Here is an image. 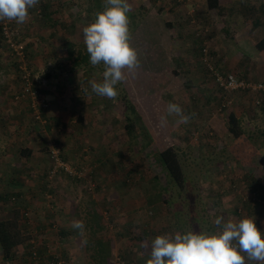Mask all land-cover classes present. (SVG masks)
Listing matches in <instances>:
<instances>
[{"label":"rangeland","instance_id":"obj_1","mask_svg":"<svg viewBox=\"0 0 264 264\" xmlns=\"http://www.w3.org/2000/svg\"><path fill=\"white\" fill-rule=\"evenodd\" d=\"M128 2L131 5V11L128 14L130 43L139 54L141 67L135 74L126 73L125 81L120 84L123 85V90L128 92L131 102L136 104L147 129L145 132L151 135L155 145H150L141 151L145 143L141 136V126H138L137 140H129L127 135H124L126 125L124 116L126 108L122 101L124 93L120 97L121 101L117 99L106 101L104 98L101 100L99 96L98 104L104 105L103 108L98 107V110L94 109L90 112L96 115L92 124L96 123L94 126L97 134L102 135L104 131L102 139L101 136L99 137L101 139L99 142L109 133L111 134V129L108 134L106 130L107 127L112 126L116 130L112 135L114 139L111 142L108 140L104 153L111 152L113 148L123 152L125 158L122 162L127 165L124 167L119 162L117 170L108 174L110 178H106V181L103 179V183L99 184V181L92 178L91 166L82 165V159L89 160L86 156H92V151L83 155L77 165L67 162L73 171L78 173L77 179L83 178L82 180L87 181L86 186L80 180L73 179L71 175L65 173L62 184L70 185L61 187L63 191L58 192L57 203L47 202L45 204L47 209L41 207L40 201L35 202L32 196L31 202L22 204L0 203V213L2 209H5L4 212L12 219L16 216L22 218L23 215L22 223L28 221L26 226L35 227L28 230L25 238L28 240V245L34 248L33 251L37 248L45 251L43 261L35 260L33 264L36 262L38 264H88V258L82 255L83 240H86L88 235L85 238H79L78 233H72L70 228L74 220L85 224L88 213L94 209L98 214H102V223L105 227V232L97 237L114 243L113 264H146L147 259L150 258L151 241L157 235L175 231L214 233L219 231L214 223L217 217L224 216L226 219L237 220L236 217L239 216L235 214V209L239 215L248 216L250 215L248 210L258 205H251V208L244 207L242 203L252 202L253 192L258 189L254 185L249 188L241 183L243 181L254 183L248 176L252 174L255 180L261 185L264 184V155L258 150L259 148L252 146L248 141L251 133L247 129L240 139L233 137L228 131L226 120L230 110L238 108V105L245 108L249 100L259 99L263 95H252L246 91L225 93L219 88L211 71L212 68L214 71L218 70L225 74H236L240 78L241 73L244 75L245 66L231 62L232 60L236 62L232 54L235 55L241 49L239 42H236L238 38L235 33L245 32V21L241 22L242 20L238 17L229 16L235 10L230 0L219 1L221 12L219 9V11H213L209 7V10L206 9L208 17L211 16L214 20L213 24L199 16L200 9L193 0H128ZM58 4V8L62 9L61 12L68 18L67 24L70 25L66 34L69 37H75V35L78 38L83 37V28L93 21L96 9L99 7L97 0H60ZM100 6L103 11L104 0L101 1ZM169 8H172V13L178 9L185 11L179 14L178 21L175 22L171 18ZM227 9L232 11L227 12ZM43 14L42 7L38 5L32 17L22 25L25 27L21 35L22 42L25 43L27 35V37L32 35L29 34L30 29L28 30L29 26L26 24H34L37 18L43 17ZM173 22L175 23L171 24ZM176 23L181 26H176ZM261 28L263 29L262 26ZM187 35L194 40L186 39L184 36ZM32 41L40 44L36 34L33 35ZM60 41L57 40L56 43ZM247 41L251 44L247 45V50L251 53L255 39L248 37ZM3 44L4 42L0 41V65H5L4 68L7 69L0 67V80L11 81L5 76L12 75L17 86L19 74L17 68H15L16 73L13 72L11 64L14 65V60ZM72 48L76 52L83 49L77 43L72 45ZM80 54L85 56L84 53ZM29 55L33 62L31 51ZM258 58L259 60H256L262 62L261 52L258 53ZM73 62H77L78 66L73 65ZM65 68L68 75L75 72L76 75L69 76L68 79L76 80L77 91L81 90L80 92L84 95L87 89H91L90 80L102 81L104 66L101 64L93 67L89 63V58L73 59L72 64H68ZM90 68L93 70L87 74L86 71ZM236 68L242 69L241 72ZM33 69H35L34 66ZM78 77L81 80H78ZM91 93L90 90V96H97ZM15 96L13 95L12 101ZM236 99L241 101L235 103ZM222 100L235 105L226 111L227 109L222 106ZM169 101L179 104L185 114L195 113V115L188 123L177 124V117L167 115ZM14 103L21 106L25 118L22 126L27 129L34 120L30 112H27L29 105L27 102L14 101ZM95 110L98 111V115ZM107 115L111 117H106ZM107 118L109 119L106 122ZM162 118H166V123H162ZM103 126L106 128L103 129ZM41 137L35 136L37 142H43ZM49 147L52 148V152L50 155L45 152V155L51 170L55 165L53 151H57V148L59 150V144L51 143ZM168 147L176 149L186 174V190L179 191V194L170 184H167L161 165L155 163L159 151ZM118 156L112 153L104 163L114 166L113 161L117 162ZM81 167L86 169V173H82ZM92 167L95 169L94 165ZM137 168L140 169L137 170ZM49 173L45 184L53 186L58 182L56 178L60 174H54V169ZM155 176H158L161 181L157 180V183H154ZM74 180L78 181L76 185ZM235 184L238 189L234 193L232 188ZM164 185L171 189L170 192L162 188ZM37 189L40 194L42 187ZM37 189L34 191L30 189L31 194H37ZM261 192L259 191L260 197ZM150 199L151 204H149ZM17 205H21L19 209L16 208ZM57 216L61 219L60 221L57 220ZM62 230L65 235H61ZM42 233L45 235L42 236ZM52 256L56 260H51Z\"/></svg>","mask_w":264,"mask_h":264},{"label":"crops","instance_id":"obj_2","mask_svg":"<svg viewBox=\"0 0 264 264\" xmlns=\"http://www.w3.org/2000/svg\"><path fill=\"white\" fill-rule=\"evenodd\" d=\"M59 1L60 0H40L39 7H42L44 12L43 17H36L38 21L36 20L34 24H26L29 26L28 30L30 29L29 34H32L29 37H27V35V38L25 37V44L28 50L31 51V56L33 58L32 64L36 71L43 72L47 76L46 85L43 87V89H45L43 92L50 103V110L46 115L47 123L39 124L32 119V124L25 129V126H22L25 121L22 108L14 103L15 100L12 101L13 95L20 91L19 82L16 81L18 82L16 86L12 75L5 76L11 81L5 79L3 82L2 79L0 80V203L18 204L19 202L22 204L31 202V196L34 197L35 202L40 201L39 203H44V206H46L45 204L47 202L54 201L57 203L58 192H62L63 190L61 187L65 186L62 184L65 180V174H60L56 178L58 182H56L55 185L49 186L45 184L47 182V174L50 171V165H48L45 152L46 147H49L51 143L59 144V146L63 148L68 162L74 165H77L82 159L83 150L91 147L93 155L86 156L89 160L85 161L82 159V165L91 166L93 169L91 174L92 178L99 181V184H102L104 180L106 181V178H110L108 174L117 170L116 167L121 160L119 158L117 162L113 161L114 166H109V163H107V165L104 163L105 159H107L110 154L113 153L117 156L119 150L113 148L111 152L104 153L106 150L104 149L105 145L108 143V140L111 142L114 139L112 135L116 130L112 126L107 127L106 134H108L110 129L112 131L111 134L109 133L99 142L102 139V135H104V131L102 135L97 134L94 126L96 123L92 124L95 121L94 117H96V115H92L90 112L97 107L99 96H90L88 89L84 95L80 92L81 90L77 91L75 87L76 80L73 81L68 79L69 76H75L76 74H74V72L68 75L66 71L67 68L65 67H68L70 63L72 64L73 59L89 58V56L86 51L83 37L78 38L77 35H75V37H69L66 34V30H68L70 25L66 22L68 19L67 16L61 12L62 9L60 10V8H58ZM193 2L200 9L199 16L213 24L214 20L211 16L208 17L207 14L210 0H193ZM230 3L234 4L233 8L235 10L229 16L238 17L242 20L241 22L245 21L244 23L246 25L245 32L235 33L237 34L236 38H238L236 42H239L240 46H238L241 47V49H239L235 55L232 54L236 62L232 60L231 63L245 66L243 68L244 75L241 73L242 79L253 80L255 82L264 81V0H230ZM221 6L223 5L221 4ZM206 9L208 10L206 11ZM34 11L35 8L30 10V17H32ZM184 11V9H178L175 13H172V8H169L171 18H173L175 22L178 21L179 14ZM176 26L180 27L181 25L176 23ZM34 34H36L37 39L40 40V44L32 41ZM184 37L188 40H194L190 35ZM248 37H254L255 39L254 43L252 41L254 47L251 48V53L247 50V45L250 44L247 41ZM258 38H260V40H258ZM57 40L61 41L56 43ZM0 41L3 43L2 38H0ZM75 43L80 45L83 49H79L78 52L73 50L72 45ZM70 51L74 54V56L72 55L73 57L70 56ZM255 51L262 53V62L257 61L259 58L258 53ZM80 53H84L85 56H81ZM8 63L10 64L9 61ZM232 64L231 67L234 69ZM11 65L13 72L16 73V66L13 64ZM73 65L78 66L77 62H73ZM0 67L1 69H7L4 68L5 65H0ZM236 69L240 72L242 70L239 68ZM229 70L228 72H230ZM77 76L80 75L77 74ZM77 79L79 80L80 77ZM103 98L104 97H101V100ZM240 101L241 100L236 99L235 103ZM248 102L247 106L244 105L245 108L242 105H238V108H235V112L238 118L244 120V129H247L251 133V136H248L250 144L259 148L258 150L264 155V95L259 99L249 100ZM95 112L98 115V111L95 110ZM106 117L110 118L111 115H107ZM109 118L105 121L107 122ZM80 119H82V121H80ZM105 128L106 127L103 126V129ZM253 133L255 135H252ZM124 135L126 136V132ZM35 136H42L43 142H37ZM100 136L101 139L99 138ZM40 144L42 145L41 147ZM82 145L83 148H81ZM28 150L32 152V155H29ZM93 165L95 169L92 167ZM241 184H246L248 187L253 185L256 186L258 191H262L260 198L264 200V187L262 188L259 182L256 184L255 182L246 183L243 181ZM69 185L70 184H67V186ZM40 187H42V190L39 194L37 188ZM30 189L32 191L37 189V194H31ZM93 198L96 199L97 197ZM239 202H237V205H239ZM244 204L247 208H251V205H253L250 203ZM17 206L16 208L19 209L21 205ZM44 206L41 207L43 208ZM4 211L5 209H2L0 213V220L10 219L11 216H7V213ZM248 212H250V217L255 218V223L258 229L261 230V226L264 225V211L262 208L255 205L253 208L249 209ZM236 218L239 220L244 217L239 216ZM57 220L60 221L61 219L57 216ZM70 229H72L70 231L75 234L80 232V229H75L73 227ZM7 264H23V262L11 261Z\"/></svg>","mask_w":264,"mask_h":264},{"label":"clouds","instance_id":"obj_3","mask_svg":"<svg viewBox=\"0 0 264 264\" xmlns=\"http://www.w3.org/2000/svg\"><path fill=\"white\" fill-rule=\"evenodd\" d=\"M39 4L40 0H0V21L23 25L30 19V10ZM130 11L128 0H104L103 11L95 13L93 21L82 30L89 63L104 66L102 81H89L91 92L109 100L118 97L116 86L125 81L126 73L135 74L141 67L139 54L130 43ZM166 111L168 116L178 118L177 124H186L195 115L185 114L179 104L171 101ZM254 193L258 200L244 203L258 204L264 211V200L259 191ZM214 223L219 229L214 233L175 231L157 235L151 241L146 264H264V225L261 232L250 215L239 220L219 216ZM72 227L82 231L84 225L74 220Z\"/></svg>","mask_w":264,"mask_h":264},{"label":"trees","instance_id":"obj_4","mask_svg":"<svg viewBox=\"0 0 264 264\" xmlns=\"http://www.w3.org/2000/svg\"><path fill=\"white\" fill-rule=\"evenodd\" d=\"M101 1L102 0H97V5H99V7L96 9V13L102 11V6H100ZM219 1L220 0H210L209 8L213 11H217L220 7L218 5ZM219 10L221 12V8ZM228 11H232V9L231 10L227 9V12ZM232 13L233 12H231V14ZM0 38H1V35H0ZM70 54H71L70 55L71 57H72V55H74L71 51H70ZM82 59L85 60L87 58L84 57ZM92 70H93V68H90L88 71H86L87 74L90 73ZM46 77L47 76H45V78ZM116 87H117V90L119 93L118 97L116 98L118 101L122 100L120 97H121L122 93H124L123 100H122L124 105H125V108H126V110L124 112V116H125V120H126V125H125L124 129H125L126 135L129 138V140H137L138 139V137H139L138 136V133H139L138 132L139 131L138 126H141V131L143 132V133L141 132V136L143 137V140H145V143H144L141 151L143 149L148 148L150 145L151 146L155 145V142H154L153 138L151 137V135L147 131L145 132L146 127L144 126L143 118L140 115V113L138 112L136 104L132 103L131 100L129 99L128 92L123 90V85H121V84H118ZM83 89H85V88H83ZM43 90H45V89L40 88L39 92L44 94ZM88 90L90 93L91 89H88ZM91 94H94V93H91ZM105 99H106V101L109 100L107 98H105ZM222 101H223V103H226V107H224L227 109L226 111H228V109H232V107L235 105V104L234 105H232V104L228 105L227 102H225L224 100H222ZM103 106L104 105L100 106L98 104L97 107H95V109L98 110V107L103 108ZM230 106H231V108H229ZM49 110L47 112L44 111L41 114L42 115L41 120H36L34 115H33V113H34L33 110L31 109L30 106L28 107V112H30V114L34 118L35 122H37L39 124H46L47 123L46 115L49 112ZM226 111H224V113ZM80 121H82V119H80ZM244 123L245 122L243 119L238 118V115L235 112V109L230 110L228 112L227 120H226L228 131L236 139H240L241 136L244 135V130H245L244 129ZM84 146H86V145H84ZM87 147H89V146H87ZM47 148H48V151H47ZM81 148H83V145L81 146ZM57 150H58V148H57ZM58 151H59L60 159L63 162L67 163L68 159L65 157V154L63 152V148H61V146H59ZM28 152H29V155H32V152L30 150H28ZM51 152H52V148L46 147L47 155H50ZM60 152L62 154H60ZM90 152H92L91 147H89V149H84L82 156L86 155L87 153L89 154ZM118 155H120V156H118ZM121 155H123V156H121ZM117 156L119 158L123 157V158H120L121 159L120 164L125 167L127 165V163L125 164V162H122V160L125 158L124 153L118 152ZM155 163H158L161 165L160 167L162 168V174L165 177V179L167 180V184H170L178 192V194H179V191L184 192L186 190V177H185L186 174L183 170V166L181 164V161L179 159V154L176 151V149H174L173 147H168L166 149L160 150L159 154L155 158ZM230 167L231 166L229 165V168ZM52 169L53 168H51V170ZM82 169H83V172L82 171L81 172L83 174H84V172L86 173V169L85 168H82ZM139 169L140 168H137V170H139ZM165 172H166V174H165ZM167 172L170 173L169 174L170 177L168 176ZM49 174H47V176ZM57 174H65V172L63 170H61ZM88 175L90 176V172H88ZM248 176L257 184L258 181L255 180L254 175L249 174ZM77 178H78V176L73 177V179H77ZM82 179H77V180H80V182H83V184H85V186H86L87 181H84ZM77 180H74L75 185L78 182ZM153 180H154V183H157V180L161 181V179L158 178V176H155ZM162 188L167 189L169 192L171 190L168 186H165V185L162 186ZM232 189L234 190V193H235V191L238 189L237 184H235ZM189 197L192 198L191 196H189ZM151 203H152V201L150 199L149 204H151ZM42 206H44V203L42 204ZM44 208L47 209L46 206H44ZM235 214L237 216H240L237 211L235 212ZM21 220H24L23 215H22V218L16 216L12 220H10V219L0 220V249H1L0 264H7V263H10L11 261H19V262H23V264H27V263L33 264L35 260L43 261V258H44L43 252L45 250H43L42 248H37L36 251H33L34 248L32 249V247L30 245H28V240H27V238H25L28 230L34 229L35 227H32V226L28 227V226H26L28 224V221H26L25 223H22ZM86 220H87V222L85 224H83L84 225L83 230L82 231L80 230V232L78 233L79 238H82V237L85 238V236L88 235V238H86V240H83L84 241V247H83L84 250H83L82 255L84 256V258L85 257L88 258V264H113L114 243L109 241V240H106V239L103 240V239L97 237L99 234L105 232V227L102 223V215L98 214L97 211L94 209L88 213ZM83 233H85V234L83 235ZM44 235L45 234L42 233V236H44ZM61 235H65L64 230L61 231ZM51 260H56V258L52 256ZM36 264H38V262H36Z\"/></svg>","mask_w":264,"mask_h":264},{"label":"built area","instance_id":"obj_5","mask_svg":"<svg viewBox=\"0 0 264 264\" xmlns=\"http://www.w3.org/2000/svg\"><path fill=\"white\" fill-rule=\"evenodd\" d=\"M24 29V26L18 25L15 22L0 21L1 38L7 49L10 51L12 60H14V64L16 65L19 74L18 79L20 83V91L15 94L16 96L14 100L17 103L27 102L34 112L33 115L35 119L41 120V114L50 109V103L47 97L39 92L40 88H43L44 85H46V74L39 71L35 72L36 70L33 69L27 45H25L21 39ZM205 49L204 52L207 53V50ZM211 71L219 88L225 93L232 94L246 91L252 95H264V82L245 80L236 74H225L218 70L214 71L212 68ZM227 104L230 105L229 102H227ZM222 106L223 108L226 107V103H223ZM53 159L55 160V165L53 166L54 174L63 170L66 174H69L72 177L78 176V173L73 171L71 166L60 159L58 150L53 151ZM252 197L253 201L257 200V195L255 193Z\"/></svg>","mask_w":264,"mask_h":264}]
</instances>
